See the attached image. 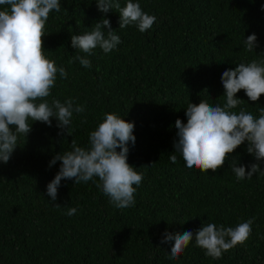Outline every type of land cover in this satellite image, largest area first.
Listing matches in <instances>:
<instances>
[{"label": "trees", "instance_id": "trees-1", "mask_svg": "<svg viewBox=\"0 0 264 264\" xmlns=\"http://www.w3.org/2000/svg\"><path fill=\"white\" fill-rule=\"evenodd\" d=\"M119 2L123 7L127 0ZM133 2L157 18L145 33L135 26L119 29L118 11L101 13L96 0H61V11L49 13L44 55L64 66L68 78L57 73L47 99L73 97L85 111L73 114L72 136L58 135L55 119L51 127L29 120L32 131L19 138L7 164L0 162V264H264V176L238 181L230 161L215 173L190 170L173 147L175 121L187 122L189 102L205 99L223 106L222 73L264 58V0ZM101 18L110 20L122 43L108 54L95 49L88 57L91 68L69 64L73 56L84 55L71 47V36L90 32ZM253 33L259 47L248 52L244 40ZM236 95L244 101L233 111L243 108L259 116L264 94L257 102L243 90ZM105 113L134 122L136 142L129 145L128 163L144 177L135 205L118 209L92 181L62 180L56 201L61 207H54L46 186L61 161L49 167L50 161L70 151L72 139L87 148L89 133ZM246 147L247 142L232 154L237 166L256 162ZM170 155H176L175 163ZM71 207L77 212L68 216ZM250 218L245 244L220 259L206 256L194 239L171 259V245L160 242L165 230L195 232L207 223L235 227Z\"/></svg>", "mask_w": 264, "mask_h": 264}, {"label": "clouds", "instance_id": "clouds-1", "mask_svg": "<svg viewBox=\"0 0 264 264\" xmlns=\"http://www.w3.org/2000/svg\"><path fill=\"white\" fill-rule=\"evenodd\" d=\"M5 5L8 7L0 10V162L7 164L19 146V138H27L32 131L33 122L51 127L55 119L60 130L57 134L72 136L73 114H82L85 105L77 104L73 97L64 102L53 98L49 103L47 99L56 86L57 73L61 79L68 78L65 67H58L54 60L46 58L43 47L49 13L61 11V0H0V6ZM96 7L104 14L117 10L119 29L135 26L139 32L145 33L157 19L144 12L140 3L133 0H127L123 7L119 0H96ZM261 10L264 11V5H261ZM120 43L121 38L112 29L110 20L101 18L90 32L71 36V47L84 55L73 56L69 64L79 61L84 68H91L92 62L88 57L95 55V49L108 54ZM244 46L248 52L259 47L255 33L247 36ZM237 65L221 75L226 97L223 106H213L205 99L198 104L188 103L185 111L187 122L179 118L175 121L177 138L173 147L190 170L195 168L203 173L209 170L215 173L230 161L229 167L236 179L242 181L251 179L254 174L264 176L261 168V163H264V107L258 109V117L243 108L238 113L233 109L244 101L237 98L240 90L252 102L259 101L264 94V58ZM133 132L134 122L114 113H105L96 130L89 133L87 148L78 146L72 139L71 150L56 154L49 164L51 167L61 161L59 171L46 186V195L53 206L61 207L56 203L61 181L72 180L74 184L92 181L118 209L133 207L134 194L144 178L143 173L128 163L129 145L134 146L136 142ZM245 142L247 153L256 162L237 166L238 158L232 154ZM169 158L176 162V155ZM246 167L250 170L246 171ZM76 212L77 209L71 207L65 214L73 216ZM253 222L254 218H250L235 227L207 223L195 232L182 234L165 230L160 242L171 245V259H177L193 239L206 256L220 259L223 253L245 244L251 235Z\"/></svg>", "mask_w": 264, "mask_h": 264}]
</instances>
